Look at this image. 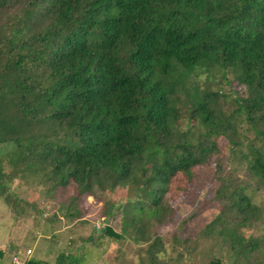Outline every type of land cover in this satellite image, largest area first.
I'll use <instances>...</instances> for the list:
<instances>
[{
    "label": "trees",
    "instance_id": "1",
    "mask_svg": "<svg viewBox=\"0 0 264 264\" xmlns=\"http://www.w3.org/2000/svg\"><path fill=\"white\" fill-rule=\"evenodd\" d=\"M201 76L245 93L199 84ZM7 142L14 148L0 158V195L12 178L3 161L19 173L48 167L51 186L71 181L80 193L106 171L136 182L138 209L117 206L132 215L160 212L172 178L215 157L220 208L197 235L220 240L207 264H264V226L243 235L264 219L248 192L264 188V0H0ZM100 236L121 238L107 226ZM150 247L156 264L161 250ZM56 258L91 264L88 247Z\"/></svg>",
    "mask_w": 264,
    "mask_h": 264
},
{
    "label": "rangeland",
    "instance_id": "2",
    "mask_svg": "<svg viewBox=\"0 0 264 264\" xmlns=\"http://www.w3.org/2000/svg\"><path fill=\"white\" fill-rule=\"evenodd\" d=\"M198 82L224 91L232 88L239 95L245 93L244 87L234 85L235 82L227 86L216 80L206 81L204 76L199 77ZM178 122L183 127L186 118L181 116ZM217 143L216 158L223 159L227 143L223 138L217 139ZM13 148L11 142L0 144V158ZM216 158L195 167L190 177L176 174L162 197L160 212L141 211L135 215L130 211L124 213L117 206L134 203L132 208L138 209L136 197L132 198L136 182H123L104 171L98 184L88 193H80L71 181L64 186H51L48 167L39 168L35 174L19 173L3 161L2 170L12 178L5 181L0 195V248L5 252L0 264H9L16 250L21 251L23 261L34 257L49 262L57 259L60 251L78 254L85 247L89 248L91 264L97 260V264H149L151 256L147 247L152 242H161V245L150 247V251L161 250L152 256L156 264H207L216 254L220 240L213 233L198 239L197 235L220 208L215 199L218 183L213 179ZM248 192L254 203L264 204L263 187L255 189L250 185ZM111 205V212L107 213ZM124 215L128 218L126 222ZM131 216L135 218L129 222ZM263 221L262 218L245 227L243 235L260 236ZM104 226L120 233L121 238L101 237L100 230ZM87 238H90L89 245ZM176 239L189 241L180 244ZM185 250L190 252L185 253Z\"/></svg>",
    "mask_w": 264,
    "mask_h": 264
},
{
    "label": "crops",
    "instance_id": "3",
    "mask_svg": "<svg viewBox=\"0 0 264 264\" xmlns=\"http://www.w3.org/2000/svg\"><path fill=\"white\" fill-rule=\"evenodd\" d=\"M0 249H3V247L0 248ZM17 251H19V250H16V251L13 252V254L11 255V258H9V256H8V258H9V260H8L9 261V264H16V263L12 262V256L14 254H16ZM3 257L5 258L4 255H3ZM4 258L1 259L2 260V263H3ZM20 260L21 261L18 264H29V263H33V264H56V262H57V259H55V258L52 259V260H50L49 262H46V261L44 262V261L40 260L39 258H34V257L33 258L28 257L24 261L22 259H20Z\"/></svg>",
    "mask_w": 264,
    "mask_h": 264
},
{
    "label": "built area",
    "instance_id": "4",
    "mask_svg": "<svg viewBox=\"0 0 264 264\" xmlns=\"http://www.w3.org/2000/svg\"><path fill=\"white\" fill-rule=\"evenodd\" d=\"M27 252H29V250H27ZM20 258H21V252L20 251H17L16 254H14L12 256V262L18 264L21 261Z\"/></svg>",
    "mask_w": 264,
    "mask_h": 264
}]
</instances>
